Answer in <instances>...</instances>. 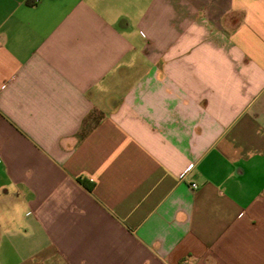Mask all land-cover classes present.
Returning a JSON list of instances; mask_svg holds the SVG:
<instances>
[{"label":"crops","instance_id":"1","mask_svg":"<svg viewBox=\"0 0 264 264\" xmlns=\"http://www.w3.org/2000/svg\"><path fill=\"white\" fill-rule=\"evenodd\" d=\"M0 264H264V0H0Z\"/></svg>","mask_w":264,"mask_h":264},{"label":"built area","instance_id":"2","mask_svg":"<svg viewBox=\"0 0 264 264\" xmlns=\"http://www.w3.org/2000/svg\"><path fill=\"white\" fill-rule=\"evenodd\" d=\"M192 187H193V188H195V187H196V185L193 183V184H192Z\"/></svg>","mask_w":264,"mask_h":264},{"label":"trees","instance_id":"3","mask_svg":"<svg viewBox=\"0 0 264 264\" xmlns=\"http://www.w3.org/2000/svg\"><path fill=\"white\" fill-rule=\"evenodd\" d=\"M85 182V181H84ZM87 182L89 183V181L87 180Z\"/></svg>","mask_w":264,"mask_h":264}]
</instances>
